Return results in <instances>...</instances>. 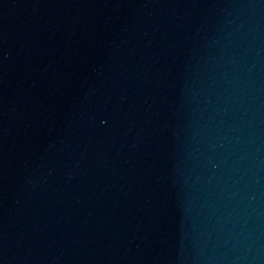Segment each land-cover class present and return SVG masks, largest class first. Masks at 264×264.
I'll use <instances>...</instances> for the list:
<instances>
[{
  "label": "water",
  "instance_id": "water-1",
  "mask_svg": "<svg viewBox=\"0 0 264 264\" xmlns=\"http://www.w3.org/2000/svg\"><path fill=\"white\" fill-rule=\"evenodd\" d=\"M0 264H264V0H0Z\"/></svg>",
  "mask_w": 264,
  "mask_h": 264
}]
</instances>
